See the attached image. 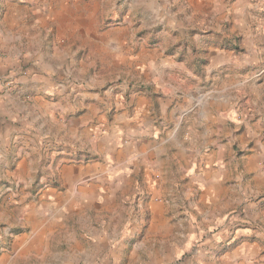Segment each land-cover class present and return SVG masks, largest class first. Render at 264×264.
I'll list each match as a JSON object with an SVG mask.
<instances>
[{
  "label": "rangeland",
  "instance_id": "374dc122",
  "mask_svg": "<svg viewBox=\"0 0 264 264\" xmlns=\"http://www.w3.org/2000/svg\"><path fill=\"white\" fill-rule=\"evenodd\" d=\"M0 28L61 68L0 50V264H57L74 230L109 238L90 264H230L246 240L264 261V0H0ZM106 169L111 202L23 251L29 208L56 213Z\"/></svg>",
  "mask_w": 264,
  "mask_h": 264
},
{
  "label": "crops",
  "instance_id": "0c3cea01",
  "mask_svg": "<svg viewBox=\"0 0 264 264\" xmlns=\"http://www.w3.org/2000/svg\"><path fill=\"white\" fill-rule=\"evenodd\" d=\"M48 10H46L47 12ZM3 31L0 28V34L2 35ZM19 40V41H18ZM28 44V43H27ZM25 43H23L21 36L14 37L13 33L11 34L9 32H6V34L3 35V37L0 39V50H6L8 57L6 59V63L9 66L11 62L13 61H22L24 64L28 65L29 70L33 69L30 72H48L51 74V72H57V68L61 70L59 66L55 69L53 65H49L40 61H37V56H33L32 51L29 50V52H26V50L23 46ZM33 53H36L33 51ZM2 58H0L1 60ZM36 78H45L44 74H37L34 75ZM38 78V79H39ZM40 81V79H39ZM11 100H0V108L3 110H6L9 107V110L12 109ZM210 109V108H208ZM210 112V110H208ZM256 148H253V150L260 149L262 152H264V144L263 140H257L256 139ZM149 150H152V146L149 148ZM262 154V153H261ZM253 156H258L257 152ZM256 158V157H255ZM95 168V167H93ZM75 169L78 170V174L80 175V166L79 165H72L68 166V173L74 174ZM261 176L262 173H260V170L258 169L257 172ZM77 174V176H79ZM212 176H208L205 184V194H208L211 198H217V195L219 194L220 189V181L219 176L217 174H211ZM261 178V182L264 181V175ZM117 173L110 172L108 169L106 171H102V174L98 175L94 173L92 174L91 181L89 182H82L83 179H78L75 183V188L72 192V195L68 198H65L60 201V204H58L59 210L52 213H44L41 211V209L38 206H33L32 208H29L25 212V220L28 224V226L31 227L33 230L31 233L26 234V239L24 241V248L23 251L30 252L35 247H40L41 245L45 244L46 246L44 249L47 250V246L51 243V234L54 233V229H56L58 226H64L66 225V222L69 221L68 217L73 214L74 211H79L83 206H88L91 203L95 202L96 204H102V203H109L114 199V195L107 196V192L109 189L116 188V179ZM256 178V179H257ZM260 179L257 180L259 182ZM57 199V198H56ZM55 199V201H57ZM55 203V202H53ZM23 219V218H22ZM19 221H23V220ZM23 221V223H26ZM79 227H77L78 229ZM75 229V228H74ZM99 230L94 231L97 233ZM92 233H90V236ZM89 233L80 231L75 232L74 230V243L81 247V251H78L73 249V251L66 252L65 256H59L57 258V264H90L91 260L99 259L101 260V256L97 257L98 254H101L100 250L102 249V246H108L109 244V238H105L101 241H91L88 237ZM98 235V234H97ZM53 241V240H52ZM104 241V242H103ZM65 243H68L67 240H65ZM56 245H60L62 248L64 243L63 241H57ZM97 251V252H96ZM262 251V246L260 242L258 241H243V243L237 248V251L231 256V263L230 264H250L251 260L255 258L257 253ZM97 254V255H96ZM262 258L264 259V253L262 254ZM61 257V259H60ZM98 262V261H97ZM215 262H211L208 264H213ZM10 264V261L8 260V263ZM186 264H196L193 260H190ZM256 264V263H255ZM257 264H264V261L262 263Z\"/></svg>",
  "mask_w": 264,
  "mask_h": 264
}]
</instances>
